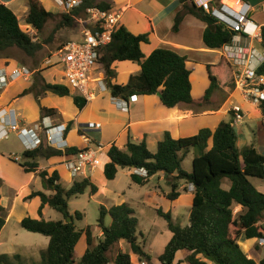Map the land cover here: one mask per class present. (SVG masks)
<instances>
[{"label":"trees","instance_id":"trees-1","mask_svg":"<svg viewBox=\"0 0 264 264\" xmlns=\"http://www.w3.org/2000/svg\"><path fill=\"white\" fill-rule=\"evenodd\" d=\"M252 5L263 0H243ZM181 9L174 18L173 32H177L186 15H192L206 23L202 40L206 47L219 49L228 43L234 31L218 24L216 19L205 11L197 8L191 0H179ZM28 10L25 23L31 25L39 33L46 22L54 16L47 11L39 0H27ZM92 6L109 9L110 6L97 0H81L78 7L70 12L61 13L57 29L71 27L76 18L84 17L86 10ZM215 25L210 29V25ZM19 24L16 14L7 5L0 3V51L18 48L28 56H35L42 45L34 41L28 31ZM148 33L134 34L124 25H119L112 35V40L103 48L100 61L106 77L111 80L115 76L112 64L115 61H131L137 63L139 71L130 75L126 84L108 83L111 95L115 98L128 100L132 95H149L160 92V100L166 107L178 105H200L209 101L213 93L220 88L221 77L217 73L222 65L208 64L207 71L209 86L203 94L201 102L192 97L191 71L186 66V57L173 49L156 48L145 56L141 49L142 43H148ZM259 47L264 50V26L261 27V42ZM222 61V60H221ZM223 62V61H222ZM224 63V62H223ZM259 71H264V62ZM39 70L33 73V82L28 88L17 94L22 96L32 93L35 97L52 92L59 96L69 95L66 87L57 83H48L40 75ZM74 105L82 109L87 100L78 94H72ZM258 108L264 117V100ZM43 115H57V110L40 106ZM237 133L231 120H221L214 129L200 128L197 133L185 137L174 138L170 132H164L162 139L156 144L155 151H151L144 140L140 142L127 141L124 148L111 144L106 149L108 161L103 166L107 180L116 177L118 168H145L147 176L135 173L130 179L139 185L148 183L150 177L162 173L170 190L165 197L171 201L180 195L179 181L193 185V198L190 207L188 224L182 225L173 220L170 211L156 208V213L167 222L171 237L157 256L161 264H180L176 262L178 251L186 250L185 261L188 264H258L248 257L241 249L238 239L244 234L246 238L264 237L261 223L264 221V193L252 183V178L264 179V156L258 152L253 143L238 147ZM190 149H197L198 154L192 158L191 171L182 166L184 156ZM80 149L71 146L64 151L48 146L42 138L34 149L23 152L27 160L20 163L26 172L35 171L38 159L75 155ZM38 175L42 181L44 191H33L26 198L38 196L40 205L38 218L26 216L20 221L23 229L39 233L48 237L46 249L41 254V260L33 264H75L74 248L84 235L87 248L78 264H108L107 255L113 245L120 241L127 244L128 249H119L112 258L113 264H132L131 255L139 257L140 261L149 264L151 256L144 251L136 232L137 218L126 202L112 204L110 207L101 205L96 226L101 235H94L88 225L77 229L74 223L82 218V213L68 210V200L82 194L89 188L90 195L98 191L96 184L85 177L75 180L69 188L59 182L56 171L49 174L41 170ZM224 180L229 182V188L222 186ZM1 187V179H0ZM48 205L61 213L63 219L46 220L42 217V209ZM234 205H240L242 211L234 214ZM110 216V223H105L106 216ZM7 212L0 205V231L6 222ZM71 218V221L67 220ZM0 264H24L19 253L0 254ZM264 264V260H261Z\"/></svg>","mask_w":264,"mask_h":264},{"label":"crops","instance_id":"crops-1","mask_svg":"<svg viewBox=\"0 0 264 264\" xmlns=\"http://www.w3.org/2000/svg\"><path fill=\"white\" fill-rule=\"evenodd\" d=\"M18 1L19 0H0V3L7 5L9 8H11V6H16V8H21V10L23 8L26 15L28 10L27 0H22V2ZM39 1L45 9L51 6L50 0ZM113 2V8L117 9L121 14V25H124L134 34H149L148 43L141 44V49L145 56L149 55L156 48H168L186 57V66L191 71L192 97L196 102H201L204 91L210 84L206 66L208 64L225 66L221 61L218 49L206 47L202 40L203 31L207 26L206 23L192 15H186L180 23L178 31L173 32L172 27L174 25L175 15L181 9L179 0H113ZM50 11L52 12V8ZM214 52H216V55ZM17 65L18 64L8 67L12 68ZM112 69L115 72V76L109 80V82L126 84L130 75L139 71V66L137 63L131 61H115L112 64ZM37 70L41 71L40 75L46 82L52 83L51 80L45 77V70L42 66L35 68L33 72ZM105 78L107 82L108 78ZM222 79L220 81V88L213 93L207 103L210 105L204 110L197 112H194L192 106L178 105L172 108L166 107L160 100L159 91L154 94L129 97L128 100H125L128 104L127 109H122L116 102V100L120 98L113 97L109 87L105 92H100L94 98L88 100L86 105L80 110L75 105V107L63 105L59 100L53 97L51 98L49 92L38 97H35L32 93L17 96L19 92L31 85L33 82V75L12 82L7 87L8 89L4 91L5 96L0 99V110H4L5 113L9 115L10 119L16 115L18 125L21 129H26L27 133L24 136H20V131L18 130L10 132V134L14 132L21 143L22 149L19 153L14 150L7 151L4 148L0 149V205L4 207L7 212L6 222L0 231V246L5 242L14 245L17 243L18 238L26 236V234L19 232L17 228H7L16 213L15 222L19 224L22 218L26 216H31L33 218L39 217L38 215H30L29 207L32 202L36 201L38 198L39 201L36 209L38 210L40 198L38 196L31 199L26 198L33 191L50 193V191L44 190L42 181L38 175L39 171L46 170L49 174L56 171L59 175L60 184L65 188H69L75 180H81L85 177L94 181L96 180L93 177L94 175L99 179L101 184L106 183L107 179L103 172V166L108 160L103 163L102 168L98 166L93 170H87L84 174L79 175L81 176L79 179L77 178L78 176L72 178L70 173L66 170L63 161L68 155L65 154L50 158H39L38 167L35 171L26 172L23 169L20 163L25 162L27 159L24 158L22 154L27 150V147L34 145L32 141L34 138L31 137V135L35 133L41 138H45L41 128H36V125L41 124V119L43 117H50V119L44 120L45 124L51 122L54 125L62 124L66 126L64 138L66 139L67 147L74 146L78 149H82L85 147H92V142H95V145L98 143L102 144L106 152L107 147L111 144H115L119 148H124L128 140L132 142L144 140L150 149V145L156 146L157 142L162 139L166 131L170 132L171 136L174 138L185 137L197 133L202 127L214 129L221 120H226L227 110H224L225 106L230 103V98L233 95L241 96L237 92L231 91L226 81ZM229 91H231L230 98L225 99L219 107L211 105V102L215 101L214 99L216 98L217 92L222 93L224 95L223 98H225ZM71 101L73 103V99ZM246 103L251 109L254 107V110L260 113L258 106L248 102ZM40 106L56 109L57 115H43L40 111ZM7 115L6 117H8ZM18 117L20 119H18ZM88 122L100 123L101 127L99 129L86 130L84 127ZM87 132H90V136L85 134ZM85 138L88 140L86 141ZM3 140H0V143ZM236 144L238 147L248 145L242 132L239 134ZM129 169L130 174L133 173V168ZM88 172H92L93 176H87ZM156 175H158V180L165 181L162 173ZM61 176H66L69 186H64L61 183ZM251 181L258 190L264 193V179L252 178ZM222 186L228 189L229 182L224 180ZM182 195L180 196V201L184 199L189 200V204L192 203V192L185 191L184 196ZM121 202L122 201L118 203ZM234 207L237 209L235 214L242 211L240 205H234ZM44 209L45 208L42 209V217ZM186 224H188V222ZM94 235L100 236L101 233L98 232ZM35 239L38 240L40 238L36 237ZM48 241L49 239L47 237L43 242L45 248L39 251H9L6 254L19 253L26 264H33L41 260V254L43 250L46 249ZM238 243L243 252L246 253L248 257L253 258L257 263L262 259L264 260V245L261 246L257 244V238L248 239L242 234L238 239ZM118 244L125 245V249L121 248L122 251L128 249L125 242L120 241ZM29 246H31V244H29ZM143 249L145 251L144 245ZM2 252L4 251L0 250V254ZM187 254L188 253L182 254L180 257L181 263L188 264L184 260ZM133 256H135L137 260L138 256ZM207 263L211 264L210 261H207ZM150 264H153L152 258Z\"/></svg>","mask_w":264,"mask_h":264},{"label":"rangeland","instance_id":"rangeland-1","mask_svg":"<svg viewBox=\"0 0 264 264\" xmlns=\"http://www.w3.org/2000/svg\"><path fill=\"white\" fill-rule=\"evenodd\" d=\"M18 2H22V0H19ZM50 2L51 6H49V8H46V10L50 11L52 8L54 16L46 22L42 31L39 33H37L34 28H29L28 24L25 23L26 15L23 11V8L21 10V8L11 6V9L14 11L19 20V24L23 28H29L26 29L29 36L39 42L42 45V48L33 57L28 56L24 51L15 47L0 51V62L6 66L24 64L33 70L42 66L45 70V77L48 80H51V82L54 84L57 82V79L60 76L59 68L52 67L48 70V68H46V65L48 64H46L45 59L49 55L54 56L52 58L54 59L55 52L63 43L67 41L79 40V37L81 35V25L75 22V24L71 27H61L57 29V23L59 22L61 13L63 12L57 7L54 0H50ZM97 2L107 3L109 4L111 9L117 10L113 8V0H97ZM250 16L251 19H253L256 23L264 21V0L259 4L253 5V11L251 12ZM256 45L257 47H259L258 43ZM214 54L216 55V52H214ZM100 72L102 74H105L104 69H101ZM217 73L220 75L221 79L223 78L222 80L226 81V84L230 87L231 91H234L230 69L227 66H221ZM7 89L8 88H6L4 91H6ZM4 91L0 92V99L5 96ZM231 91H229L225 98H223L224 95L222 93L217 92L216 98L214 99L215 101L211 102V105H216V107H219L220 104L225 101V99L230 98ZM49 94L51 98L53 97L56 100H59L63 105H66L68 107L74 106L71 101V93L64 96H59L52 92H49ZM207 103L208 101L203 102L200 105H192V108L194 112L201 111L210 105ZM233 105H239L242 108L241 122H239V125L234 127L237 133V138H239V134L242 132L248 144L253 143L258 152L264 156V117H262L258 111L254 110V107L253 109H251V107L241 97H239L238 95H233L230 98V103H228V105L224 108V110H227V115L225 117L226 120L230 119L231 112L229 111V109ZM18 119L20 118L18 117ZM85 134L87 136H90V132H87ZM92 144V147H95V142H92ZM150 147L152 151H155L156 146L150 145ZM3 148L7 151L14 150L15 152L17 151V153L20 152V150L22 149L21 143L14 132L9 134L8 139L3 140L0 143V149ZM198 153L199 152L197 149H190L189 152L184 156L182 166L186 171H191L192 157H194V155H197ZM98 157L102 161V164L99 166V168H102L103 163L108 160L106 152H99ZM87 176H93V173L88 172ZM80 177L81 176H78L77 178L79 179ZM93 177L96 179L93 182L99 188V191L96 194L90 195L89 188H87L82 194L71 197L68 200V210L71 212V214H73L75 211H79L82 213L81 219H76L74 217V223L77 229H83L89 225L94 234H97L98 232L101 233V231L96 226L97 218L99 217L100 206L103 205L109 207L112 204L118 203L120 201L126 202L134 211V216L137 218L138 223L136 232L140 243L144 245L145 251L153 259V264H161L157 260V255L161 252L163 246L170 238L171 232L167 227V222L156 213L155 209L160 207L163 211H170L175 222L185 225L188 222L187 217L191 204H189V200L181 199L180 201V196L182 194V196H184L185 191H190L187 183L183 180L179 181L178 190L180 191L181 195H179V197L172 202L165 197V194H167L170 190L168 184L165 181L158 180V175L151 177L146 185H139L137 183H134L130 179V169L127 167L118 168L116 177L113 180H106L105 184H101L99 179L95 175ZM61 178V183L64 186H69L66 176H61ZM38 201L39 199L37 198L36 201H33L29 207V213L32 216L38 215L36 210ZM44 208L45 209L43 211V217L45 219H63L61 213L57 212L51 207L45 206ZM233 212L234 214L237 212L236 207L233 208ZM16 214L11 219L7 228H17L19 232L26 234V236L23 238H18L17 243L14 245L9 244V242H5L2 246H0V250L4 251L1 254H6L9 251L24 252L27 250L39 251L41 249H44L45 246L43 242L47 239V237L42 234L32 233L23 229L19 223L15 222ZM105 223H110L109 215L106 216ZM36 237H39L40 239L37 240L35 239ZM29 244H31V246H29ZM86 248L87 244L85 241V236H82L74 248L75 264L79 263L81 256ZM121 248L125 249V245H120L117 243L116 245H113L111 247V249L107 253L110 259V262L108 264H112V258ZM185 253H187L186 250L179 251L176 255V262L180 260L182 254ZM23 263L26 264L24 259ZM258 263L261 264V260ZM132 264L147 263H145V261H140V263H138L136 257L132 255ZM180 264H183V262Z\"/></svg>","mask_w":264,"mask_h":264},{"label":"built area","instance_id":"built-area-1","mask_svg":"<svg viewBox=\"0 0 264 264\" xmlns=\"http://www.w3.org/2000/svg\"><path fill=\"white\" fill-rule=\"evenodd\" d=\"M54 1L63 13L70 12L81 3V0ZM234 1L238 6L237 10L230 8L223 0H191L197 8L213 16L218 24L235 32L231 40L220 47L218 52L225 66L230 69L234 91L244 101L258 105L264 100V71H259L264 62V50L256 44L261 42V27L264 26V22L256 23L251 19L252 4L243 0ZM120 19L121 14L118 10L101 9L98 6L88 8L83 18H76V22L81 25L79 40L63 43L55 52L54 59L51 55L45 59L48 64L46 68H59L60 76L57 84L66 87L71 94L83 96L87 101L107 90L106 75L100 72L104 69L100 57L103 48L112 40L114 31L120 25ZM28 27L31 28L30 25ZM32 74L33 70L24 64L9 68L0 62V92L12 82L30 77ZM116 102L122 109H127L128 104L124 99H117ZM229 111L231 124L234 127L239 125L242 119V108L239 105H233ZM6 115L4 110H0V140L7 139L10 132L14 130L20 131V136H24L27 130L20 128L16 115L12 119ZM47 119L50 117H43L41 124L36 125V128H41L48 146L64 151L67 147L64 138L66 126L54 125L51 122L45 124L44 120ZM100 127V123L88 122L84 129ZM31 137L34 138L32 140L34 145L27 147V150L36 148L42 139L35 133ZM85 140L88 139L85 138ZM101 151H104V146L100 143L95 147L82 148L77 154L67 156L63 164L70 176L75 178L102 164L98 157ZM133 173L142 177L147 176L145 168H133ZM188 188L192 191L193 185L188 184ZM257 244L263 246L264 237L257 238ZM137 261L140 263L139 257Z\"/></svg>","mask_w":264,"mask_h":264},{"label":"bare ground","instance_id":"bare-ground-1","mask_svg":"<svg viewBox=\"0 0 264 264\" xmlns=\"http://www.w3.org/2000/svg\"><path fill=\"white\" fill-rule=\"evenodd\" d=\"M230 8L233 10H237L238 6L236 5V2L234 0H223Z\"/></svg>","mask_w":264,"mask_h":264},{"label":"water","instance_id":"water-1","mask_svg":"<svg viewBox=\"0 0 264 264\" xmlns=\"http://www.w3.org/2000/svg\"><path fill=\"white\" fill-rule=\"evenodd\" d=\"M209 28L210 29H214L215 28V25L214 24L213 25H210ZM107 82L109 83V79H107ZM67 219L71 221V218L70 217H67ZM261 226L264 229V221L261 223Z\"/></svg>","mask_w":264,"mask_h":264}]
</instances>
